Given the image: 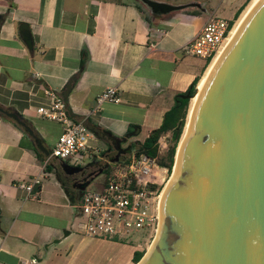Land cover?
<instances>
[{"label": "crops", "instance_id": "crops-1", "mask_svg": "<svg viewBox=\"0 0 264 264\" xmlns=\"http://www.w3.org/2000/svg\"><path fill=\"white\" fill-rule=\"evenodd\" d=\"M136 1L0 0V107L27 120L46 149L54 145L61 127L36 109L50 104L48 90L62 95L73 75L68 113L74 120L85 121L104 155L112 151L101 131L126 138L132 129L137 133L127 142L142 141L161 125L175 95L195 76L200 80L207 73L206 60L181 47L209 17L234 20L251 2L159 0L199 2L204 10L186 8L152 15L143 5L147 16ZM21 22L29 25L32 52L19 35ZM108 87H117L120 101H106L96 108L97 95ZM33 142L14 120L0 114V264H98L82 261L75 248L52 246L71 235L69 228L76 217L52 212L51 206L59 203L51 199L64 198L68 192L53 170L58 160H50L47 171ZM37 176L39 183L27 195L21 185ZM68 195L76 199L72 190ZM66 229L69 233L63 235ZM135 249L141 250L133 248L126 264H133Z\"/></svg>", "mask_w": 264, "mask_h": 264}, {"label": "water", "instance_id": "water-1", "mask_svg": "<svg viewBox=\"0 0 264 264\" xmlns=\"http://www.w3.org/2000/svg\"><path fill=\"white\" fill-rule=\"evenodd\" d=\"M138 1L152 15L204 10L199 2ZM18 32L32 52L29 25L21 22ZM75 77L64 86L66 104ZM197 87L192 95H180L189 100L197 96L161 195L155 238L136 264H264V0L251 6ZM0 114L14 120L48 154L18 112L0 107ZM100 134L117 153L122 151L121 138L105 130ZM118 160L110 159L91 173L76 198ZM58 162L67 175L83 168Z\"/></svg>", "mask_w": 264, "mask_h": 264}, {"label": "built area", "instance_id": "built-area-1", "mask_svg": "<svg viewBox=\"0 0 264 264\" xmlns=\"http://www.w3.org/2000/svg\"><path fill=\"white\" fill-rule=\"evenodd\" d=\"M234 23L221 17L211 16L200 30L181 49L185 53L199 56L211 62L229 41ZM50 104L40 106L37 113L58 123L61 132L48 151L44 164L50 160H66L74 156L77 163L80 153H90L100 163L108 162L107 156L99 148L88 145L92 135L84 120L70 117L67 105L61 95L48 90ZM119 102L117 87H108L96 97V108L102 103ZM158 153L167 150L169 136L161 135L157 142ZM67 161V160H66ZM172 168L160 164L157 158L146 153H138L131 147L126 158L108 164L104 183L99 190H87L74 200L81 221L78 232L85 236L108 240L121 239L142 228H148L149 235L156 232L160 219L159 203L162 192L170 179ZM35 177L32 182L22 184L29 195L33 185L39 183ZM1 182V178H0ZM32 262H36L32 258Z\"/></svg>", "mask_w": 264, "mask_h": 264}, {"label": "rangeland", "instance_id": "rangeland-1", "mask_svg": "<svg viewBox=\"0 0 264 264\" xmlns=\"http://www.w3.org/2000/svg\"><path fill=\"white\" fill-rule=\"evenodd\" d=\"M255 1L256 0H251V2L248 4V6H246V8L241 12V14L234 19V25H236V28L238 27V25L240 24L241 20L246 15L248 10L251 8V6L255 3ZM212 61L209 62L207 66V68L209 67L207 73L200 79V82L198 84V89H200L202 84L204 83L205 78L212 66L211 64ZM194 103H195V99L189 100L188 110H187L188 117L186 116L187 122L189 120L190 112L192 110ZM163 135H166L167 138L168 136L170 137V133L168 132ZM138 138L141 140L143 138V134H140ZM97 142L98 140L96 139H90L88 145L91 148L97 149V145H98ZM133 146L136 145L134 144ZM90 155H91L90 153H80L78 155L79 160H77V163H79V165H84L87 162H90L91 161ZM74 158H75L74 156H71L66 158V160L72 163L73 161H75ZM53 160L55 161V159H52V161ZM107 170L108 169L104 170L102 174L95 177L92 180V182L87 186L86 189L92 191L101 189L104 183ZM171 174L172 171L170 173V178H171ZM70 190L72 189L70 188ZM51 200L59 203L55 207L51 206L53 210L52 212H56L57 214H62L63 217L65 218L73 219V217H76L74 219V224L72 228H69V230L71 231V235L64 238L61 242L53 244L52 246L55 248H66V250L70 248L77 249V251L80 252L79 256L82 261L91 259L92 261H95L98 264H126L130 259L133 248L139 246L141 250H143V252L145 253L147 249L150 247L153 239L155 238L156 232L149 235L148 228L139 229L138 231H135L118 240L117 239L108 240V239L85 236L83 234H80L77 230L81 218L78 216L77 209L73 206L74 200L70 199L68 193L65 194L64 198L55 197Z\"/></svg>", "mask_w": 264, "mask_h": 264}, {"label": "trees", "instance_id": "trees-1", "mask_svg": "<svg viewBox=\"0 0 264 264\" xmlns=\"http://www.w3.org/2000/svg\"><path fill=\"white\" fill-rule=\"evenodd\" d=\"M136 6L141 11L145 12L147 16H149L148 12L146 11V9L144 8L141 2L136 1ZM238 13L239 12L235 14V18L238 16ZM229 22L230 24H233L234 20H231ZM207 64H209V60H206V65ZM198 81L200 82L199 76H195L185 90L177 93L174 97L173 105L164 113L163 121L161 125L151 130L142 141H135L134 144L136 146H133L134 144L132 142L131 147H136L138 153H146L150 156L156 157L157 161L160 164L165 165L169 169H171L174 164L176 149H177L179 140L183 133L185 123H187L186 116H187L189 99L181 98L180 95L187 94V93L192 95L196 91V86H198L199 84ZM167 132L170 133L168 148L166 151L162 153H158L156 142L162 134H165ZM132 133H133L132 129H129L126 133V137H131ZM38 139H40V137H38ZM33 143H34L33 150L35 151L37 156L41 159H45L46 157L45 153L35 144V142ZM47 150L49 151L50 149H47ZM102 154H105V152H102ZM95 162L100 163L99 161L94 159L88 164H94ZM45 169L47 171H50L51 170L50 164H46ZM61 183L64 189H66V191L70 193V189L68 188V186L65 185L63 182ZM143 254H144L143 250H138V249L134 250L133 255H132V261L134 262V264H136L139 261V259L142 257Z\"/></svg>", "mask_w": 264, "mask_h": 264}, {"label": "flooded vegetation", "instance_id": "flooded-vegetation-1", "mask_svg": "<svg viewBox=\"0 0 264 264\" xmlns=\"http://www.w3.org/2000/svg\"><path fill=\"white\" fill-rule=\"evenodd\" d=\"M129 138V137H128ZM127 138V139H128ZM110 144V148H111V154L110 155H106L108 161L110 159L113 158H118V159H125L127 154L129 153L130 149H131V143H128L127 140H125V138H121V148L122 151L120 153H117V151L112 147L111 143ZM69 162V161H67ZM106 163H94V164H84V165H75V166H83V168L79 171H75L73 174L71 175H67L60 167H59V162L57 161L55 163V167L56 169L54 170L56 175L60 178L61 182H63L65 185H67L69 187V189L71 188L72 191L76 194L79 193L80 191V184L86 180L89 179L90 174L96 172L99 168L104 167ZM108 169V166L104 169L106 170ZM103 170V171H104ZM87 188V187H86ZM85 188V189H86Z\"/></svg>", "mask_w": 264, "mask_h": 264}, {"label": "bare ground", "instance_id": "bare-ground-1", "mask_svg": "<svg viewBox=\"0 0 264 264\" xmlns=\"http://www.w3.org/2000/svg\"><path fill=\"white\" fill-rule=\"evenodd\" d=\"M255 2H256V1H255ZM235 29H236V25H234V27H233L232 34L234 33ZM231 36H232V35H231ZM230 38H231V37H230ZM222 50H223V49H222ZM220 53H221V52H220ZM220 53L217 55V57L214 58V60L212 61L211 64H213V62L218 58V56L220 55ZM211 64H210V65H211ZM197 88H198V87H197ZM196 96H197V95H195L191 100H194V99L196 100ZM185 129H186V128H185ZM159 211H160V203H159Z\"/></svg>", "mask_w": 264, "mask_h": 264}]
</instances>
